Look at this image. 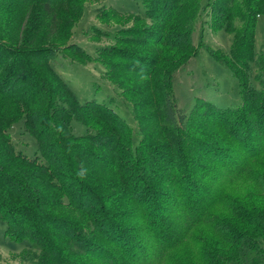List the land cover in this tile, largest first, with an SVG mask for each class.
Listing matches in <instances>:
<instances>
[{
	"label": "trees",
	"instance_id": "obj_1",
	"mask_svg": "<svg viewBox=\"0 0 264 264\" xmlns=\"http://www.w3.org/2000/svg\"><path fill=\"white\" fill-rule=\"evenodd\" d=\"M43 1L46 10L56 2ZM22 2L20 12L35 1ZM181 3L170 0L157 10H168L174 19ZM206 7L213 26L233 35L231 56L211 54L239 81L241 107H218L198 98L184 113L170 79L164 83L160 141L135 143L128 123L95 100L63 104L70 120L66 125L62 115L60 142L44 140L49 129H32L44 164L38 155L30 159L16 153L9 138H2L8 156L31 168L32 179L33 172L45 178L46 190L53 189L48 193L53 209L43 210L48 204L37 205L26 185L15 180L25 172L0 171V217L7 235L50 255L52 261L45 258L41 264H263L264 90L250 82L264 0H209ZM237 16L243 25L233 29ZM188 48L192 51L182 48L178 57L198 53ZM17 54L0 41V89L12 82L1 76ZM20 68L19 61L13 74ZM73 119L92 134L78 135L70 126ZM68 135L74 146L67 143Z\"/></svg>",
	"mask_w": 264,
	"mask_h": 264
},
{
	"label": "rangeland",
	"instance_id": "obj_2",
	"mask_svg": "<svg viewBox=\"0 0 264 264\" xmlns=\"http://www.w3.org/2000/svg\"><path fill=\"white\" fill-rule=\"evenodd\" d=\"M22 1H0V6L7 8H0V41L18 53L17 60L10 61L1 76L12 77V82L6 90L0 89V127L5 134L0 135V143L7 136L16 153L29 158L38 155L44 164L32 129H49L44 140L60 142L64 139L60 134L64 130L62 115L66 125L70 120L63 104L71 107L91 100L115 110L130 126L135 143L141 138L160 141L156 136L164 134V83L170 79L174 81L178 107L184 113L191 111L198 98L218 107L242 106L239 81L211 54L231 56L233 35L213 26L210 8L206 7L209 0H182L174 19L168 10H157L170 0H56L52 10H46L43 0H33L32 6L20 12ZM242 25L237 16L233 29ZM189 45L198 53L183 62L187 58L182 60L179 53L182 48L191 52ZM255 48L258 62L252 63L250 83L263 91L264 13L257 20ZM19 61L22 69L13 74ZM70 126L78 135L92 134L76 119L70 121ZM65 138L74 146L73 136ZM30 169L11 159L0 144V171L25 172V176L15 175L16 182L26 185L37 205L48 204L43 210L52 208L48 193L53 189L46 190L45 178L34 172L37 179H32ZM45 258L52 261L50 255L32 248L27 240L8 236L7 224L0 217V264H41Z\"/></svg>",
	"mask_w": 264,
	"mask_h": 264
}]
</instances>
